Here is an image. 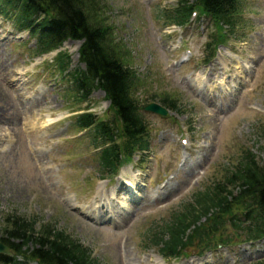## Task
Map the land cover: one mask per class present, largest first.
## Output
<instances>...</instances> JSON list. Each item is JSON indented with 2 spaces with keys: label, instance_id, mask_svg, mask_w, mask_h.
I'll return each instance as SVG.
<instances>
[{
  "label": "rangeland",
  "instance_id": "rangeland-1",
  "mask_svg": "<svg viewBox=\"0 0 264 264\" xmlns=\"http://www.w3.org/2000/svg\"><path fill=\"white\" fill-rule=\"evenodd\" d=\"M100 1L120 57L136 73L134 100L144 107L168 95L179 106L167 116L142 109L149 150L114 177L101 169L88 130L73 123L85 111L113 115L101 90L81 100L65 75L84 66L81 40L37 55L35 38L0 15V237L7 214L15 213L36 218V229L53 224L100 264L264 259V239L246 242L229 226L221 232L228 244L203 253L196 247L164 258L150 245L159 226L193 194L222 181L243 150L264 162V0H238L233 34L206 15L193 14L184 26L167 22L164 12L177 0ZM219 31L224 37L206 62L207 43ZM59 50L69 56L65 72L56 65Z\"/></svg>",
  "mask_w": 264,
  "mask_h": 264
},
{
  "label": "trees",
  "instance_id": "trees-1",
  "mask_svg": "<svg viewBox=\"0 0 264 264\" xmlns=\"http://www.w3.org/2000/svg\"><path fill=\"white\" fill-rule=\"evenodd\" d=\"M238 6V0H177L164 13L166 21L177 26L186 25L193 13L197 19L206 15L217 28L225 26V32L233 34ZM103 8L100 0H0V15L13 19L19 29L35 38L37 55L60 48L68 39L81 40L78 54L84 66L67 71L69 56L61 50L55 55L56 65L60 72L67 71L65 75L81 100L88 99L95 89H101L109 100L110 120L85 111L75 116L73 123L88 130L101 169L114 175L135 151L149 149V137L142 107L131 93L136 73L120 57L113 26ZM210 37L207 60L212 56L210 48L222 41L224 33ZM161 104L173 110L179 106L177 99L168 95ZM36 222V218L7 214L0 240L14 253H0V264H21L17 256L37 264H100L91 250L71 235L51 223L39 224L36 229ZM226 226L246 242L264 238V162L248 149L226 168L222 181L193 194L181 211L159 226L150 245L164 258L180 257L196 247L203 253L228 244V237L221 235ZM247 264H264V259Z\"/></svg>",
  "mask_w": 264,
  "mask_h": 264
},
{
  "label": "water",
  "instance_id": "water-1",
  "mask_svg": "<svg viewBox=\"0 0 264 264\" xmlns=\"http://www.w3.org/2000/svg\"><path fill=\"white\" fill-rule=\"evenodd\" d=\"M145 111L153 112L162 116H166L169 113V110L165 108L164 106L156 103L151 102L144 106ZM0 253L11 255L13 254V251L2 241H0Z\"/></svg>",
  "mask_w": 264,
  "mask_h": 264
},
{
  "label": "bare ground",
  "instance_id": "bare-ground-1",
  "mask_svg": "<svg viewBox=\"0 0 264 264\" xmlns=\"http://www.w3.org/2000/svg\"><path fill=\"white\" fill-rule=\"evenodd\" d=\"M214 65L212 66V69H214ZM199 78H202V77H199ZM203 79V78H202ZM198 81L200 82V80L198 79ZM203 82H204V79H203ZM26 103H29L28 104V107L30 108L31 106H32V102H26ZM7 107V106H6ZM11 109V108H10ZM31 110V109H30ZM5 112V111H4ZM17 113V112H16ZM9 114V113H8ZM12 114V113H11ZM19 114V113H18ZM15 115V114H14ZM2 125V124H1ZM7 126H9V125H7ZM2 133V132H1ZM40 157V156H39ZM41 159V158H40ZM46 190V189H45ZM117 247V246H116Z\"/></svg>",
  "mask_w": 264,
  "mask_h": 264
}]
</instances>
